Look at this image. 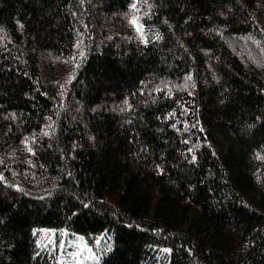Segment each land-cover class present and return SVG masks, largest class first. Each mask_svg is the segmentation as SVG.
Returning a JSON list of instances; mask_svg holds the SVG:
<instances>
[{
	"label": "trees",
	"instance_id": "trees-1",
	"mask_svg": "<svg viewBox=\"0 0 264 264\" xmlns=\"http://www.w3.org/2000/svg\"><path fill=\"white\" fill-rule=\"evenodd\" d=\"M44 230L264 264V0H0V264Z\"/></svg>",
	"mask_w": 264,
	"mask_h": 264
},
{
	"label": "rangeland",
	"instance_id": "rangeland-1",
	"mask_svg": "<svg viewBox=\"0 0 264 264\" xmlns=\"http://www.w3.org/2000/svg\"><path fill=\"white\" fill-rule=\"evenodd\" d=\"M44 232H46L44 244L47 246V243H50V246L55 247L59 264H102L101 254L84 235L68 230H44ZM101 240L99 239L97 244Z\"/></svg>",
	"mask_w": 264,
	"mask_h": 264
},
{
	"label": "snow or ice",
	"instance_id": "snow-or-ice-1",
	"mask_svg": "<svg viewBox=\"0 0 264 264\" xmlns=\"http://www.w3.org/2000/svg\"><path fill=\"white\" fill-rule=\"evenodd\" d=\"M133 23H135V21H132Z\"/></svg>",
	"mask_w": 264,
	"mask_h": 264
}]
</instances>
